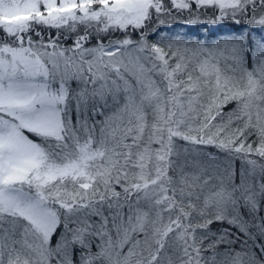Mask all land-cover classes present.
Instances as JSON below:
<instances>
[{
  "label": "snow or ice",
  "instance_id": "1",
  "mask_svg": "<svg viewBox=\"0 0 264 264\" xmlns=\"http://www.w3.org/2000/svg\"><path fill=\"white\" fill-rule=\"evenodd\" d=\"M184 12L251 27L161 33ZM256 30L264 0H0V264H264Z\"/></svg>",
  "mask_w": 264,
  "mask_h": 264
},
{
  "label": "trees",
  "instance_id": "2",
  "mask_svg": "<svg viewBox=\"0 0 264 264\" xmlns=\"http://www.w3.org/2000/svg\"><path fill=\"white\" fill-rule=\"evenodd\" d=\"M210 14V13H209ZM208 17H204L203 20H201V23H198L196 25H189L186 24L182 19L180 18H176V19H180L181 21H175V22H171L170 26H165L161 29V33L162 34H175V33H180V34H187L188 36H190L189 34H191L192 38H200L201 40L207 39L209 42H211L212 40H215L219 37H222L224 35H228V34H239V33H247L249 31V28L251 26H248L245 22H241L240 24H236L234 21H226L225 23H223L220 26H213V25H208L207 23H204L203 21H206ZM183 24V25H182ZM53 33H55V30H52ZM117 36H119V34H116ZM250 36L253 40H259L261 36H264V31L261 30H256V31H252L250 33ZM191 37V36H190ZM155 36H152V34H150V39H155ZM65 44V46H71L72 41L71 40H67L63 42ZM93 43H95V41H93ZM91 46V45H89ZM186 78V77H185ZM236 104L235 102H232L230 104H228L227 106H225V108L223 109V111L225 113L232 111L233 109H235ZM227 118L225 117V120ZM237 123L234 121L232 124V127L235 128L237 127ZM257 138L255 135H252L250 138V142L251 141H255ZM213 152H215V149H212ZM235 168L237 171V175L239 174V167H240V161L237 160L235 163ZM117 191H122V189L117 186L116 188ZM142 208L144 210H147L146 206L142 205ZM105 211V215L109 216V223L111 225V219H112V215L111 213H109L107 205H105L104 208ZM245 215L247 214V210L245 209ZM122 212L124 214V218L125 220L127 219V213H128V207L127 205H125L122 209ZM94 221L99 222L100 221V217H93L92 218ZM165 222H166V217H165ZM212 227V231L213 232H217L218 230H222V226L220 224H214L211 226ZM231 227V226H229ZM60 231H63V228L61 227ZM231 231H233L234 234L236 235H240L241 239H243V234L239 233V231L234 228L231 227ZM112 236L115 239L116 238V232L115 229H112ZM59 237V233L56 234V236L53 238L52 244L53 246L55 245L56 239H58ZM130 239L134 242L136 239H143L142 234L136 235V236H132L130 237ZM131 247V244H128L124 247L123 251L126 253L128 248ZM240 245H236V248L239 249ZM221 251H223V248L220 249Z\"/></svg>",
  "mask_w": 264,
  "mask_h": 264
},
{
  "label": "rangeland",
  "instance_id": "3",
  "mask_svg": "<svg viewBox=\"0 0 264 264\" xmlns=\"http://www.w3.org/2000/svg\"><path fill=\"white\" fill-rule=\"evenodd\" d=\"M210 13V12H209ZM207 15H202L201 17H200V20H203L204 19V17H206ZM178 18H180V19H182L183 21H185L187 18H188V15H187V12H184L183 13V15H178L177 16ZM180 19H176L175 21H181ZM175 21H173V22H175ZM183 25V24H182ZM191 37H194V36H192L191 34H189ZM153 36V35H152ZM198 38V37H197Z\"/></svg>",
  "mask_w": 264,
  "mask_h": 264
}]
</instances>
